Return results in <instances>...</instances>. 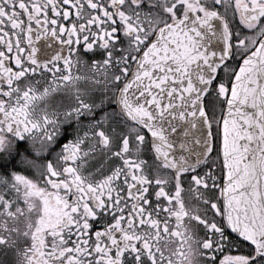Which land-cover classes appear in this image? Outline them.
Masks as SVG:
<instances>
[{
  "label": "snow or ice",
  "instance_id": "1",
  "mask_svg": "<svg viewBox=\"0 0 264 264\" xmlns=\"http://www.w3.org/2000/svg\"><path fill=\"white\" fill-rule=\"evenodd\" d=\"M0 264H264V0H0Z\"/></svg>",
  "mask_w": 264,
  "mask_h": 264
}]
</instances>
